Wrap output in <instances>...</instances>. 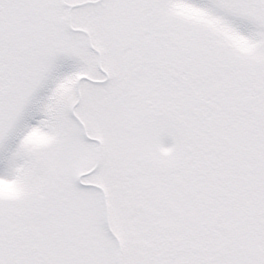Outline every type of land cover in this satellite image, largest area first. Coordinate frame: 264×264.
<instances>
[{
  "label": "snow or ice",
  "instance_id": "snow-or-ice-1",
  "mask_svg": "<svg viewBox=\"0 0 264 264\" xmlns=\"http://www.w3.org/2000/svg\"><path fill=\"white\" fill-rule=\"evenodd\" d=\"M0 264H264V0H0Z\"/></svg>",
  "mask_w": 264,
  "mask_h": 264
}]
</instances>
